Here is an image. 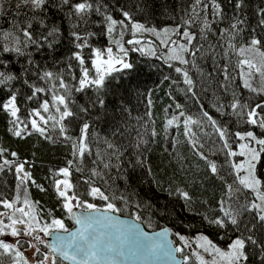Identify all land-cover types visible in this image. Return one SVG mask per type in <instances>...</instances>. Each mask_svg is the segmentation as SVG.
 <instances>
[{"label":"snow or ice","instance_id":"6c2138e0","mask_svg":"<svg viewBox=\"0 0 264 264\" xmlns=\"http://www.w3.org/2000/svg\"><path fill=\"white\" fill-rule=\"evenodd\" d=\"M227 4L231 14L224 0H176L170 13L165 3L169 23L160 25L149 0H15L7 8L0 0L7 132L68 150L45 177L57 206L44 208L32 198L33 188L48 191L34 160L0 140V264H264V7L253 25L246 0ZM134 53L174 72L164 80L183 84L198 115L168 92L158 123L152 91L134 115L123 82L139 70ZM218 117L246 127L230 131ZM155 146L162 160L154 168ZM201 168L219 181L212 201L186 183ZM145 187L209 231L155 230L153 217L168 207L141 196Z\"/></svg>","mask_w":264,"mask_h":264},{"label":"trees","instance_id":"16d2710c","mask_svg":"<svg viewBox=\"0 0 264 264\" xmlns=\"http://www.w3.org/2000/svg\"><path fill=\"white\" fill-rule=\"evenodd\" d=\"M4 6L7 8L10 3H14L15 0H3ZM176 0H149V3L153 6L155 13L154 23L164 25L169 23L168 17L162 15L164 11L165 3L169 6V13L171 12V5L174 4ZM226 9L229 14H231L232 9L230 5L227 4V0H224ZM264 7V0H246L245 14L248 16L250 23L255 24L256 17L254 13L260 8ZM98 43L103 45L105 41L103 38L98 39ZM131 59L136 63L138 71L132 73L130 76H126L124 79L125 84H130L132 91L128 95L130 101V106L133 108V114L143 113L146 107V100L144 98V93L146 91H152L153 95L151 99L154 102L153 111L157 118L158 123L163 119L164 112L163 108L167 106L172 101L169 99L166 93L174 92L176 101L185 106V108L192 114L194 117L198 115V105L188 96H186L180 89L183 88V84L171 85V81L164 80V76L171 75L175 77L176 74L167 68L166 65H163L160 61H156L154 58L140 57L139 54H132ZM139 85V93L136 94V86ZM123 91V90H121ZM204 103L208 106L209 111H214L211 108L212 97H203ZM218 119L225 123L228 126L230 131H237L245 125H242L235 121L234 118L229 119L228 117H218ZM7 117L0 115V140L3 141L5 146H10L12 150L18 151L22 158H28L34 160V167L32 169L34 178L38 183L44 184L48 187L47 192H39L37 189H32V198L34 200L40 201L41 205L44 208H56L57 200L54 192L51 187L48 186V181L45 177L49 174V169L59 168L64 166V161L67 154V149L61 145H51L47 142L38 140L35 136L26 140L20 141L16 138L11 137L7 132ZM178 135V133H177ZM182 139V137H181ZM179 151L182 156H186L191 160V166L195 168L196 161L191 159V152L188 150L187 146L181 144L179 146ZM153 162V167L161 164L162 156L159 149V146H155V151L151 155ZM218 162H223V155L217 157ZM175 163V161H173ZM168 161H164V164L161 166V171L163 172L164 165H167ZM168 174L171 175L172 169L167 168ZM203 169L194 176H191V179L187 180L186 183L189 184L197 196L200 199H206L212 201L216 196L220 194L219 190V181L216 179L209 180L207 177L202 175ZM6 179L11 182L12 177L9 175ZM193 180L196 181V184H193ZM202 184V187L199 185ZM141 196H145L146 199H150L153 204L157 207L163 208L165 204L168 207V215H158L154 216L153 219L156 222L155 229H158L163 226H168L173 229V231H181L186 234L191 235L195 231H209L206 226L200 227V222L198 218H193L187 216L182 212L181 207L177 201L169 200L166 196L156 192L155 190L149 191L147 187L141 190ZM99 203V202H98ZM202 210V209H201ZM58 216L62 215L59 211L56 213ZM126 216V215H122ZM180 221H183L184 224L189 222H194L196 227L192 229H185L181 226ZM66 224L69 227L72 226L70 220L66 219ZM211 234V232H210ZM213 238H215L213 236Z\"/></svg>","mask_w":264,"mask_h":264},{"label":"water","instance_id":"95a60500","mask_svg":"<svg viewBox=\"0 0 264 264\" xmlns=\"http://www.w3.org/2000/svg\"><path fill=\"white\" fill-rule=\"evenodd\" d=\"M128 217L127 216H122L121 215V219H127ZM71 222V221H70ZM72 223V222H71ZM163 227H168V226H163ZM161 228V227H160ZM160 228H158V229H155V230H157V231H159V229ZM155 264H165V262L164 261H159V262H155Z\"/></svg>","mask_w":264,"mask_h":264}]
</instances>
